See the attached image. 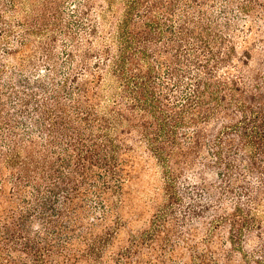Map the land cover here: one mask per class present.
Wrapping results in <instances>:
<instances>
[{
    "label": "trees",
    "instance_id": "1",
    "mask_svg": "<svg viewBox=\"0 0 264 264\" xmlns=\"http://www.w3.org/2000/svg\"><path fill=\"white\" fill-rule=\"evenodd\" d=\"M0 264H264V0H0Z\"/></svg>",
    "mask_w": 264,
    "mask_h": 264
},
{
    "label": "rangeland",
    "instance_id": "2",
    "mask_svg": "<svg viewBox=\"0 0 264 264\" xmlns=\"http://www.w3.org/2000/svg\"><path fill=\"white\" fill-rule=\"evenodd\" d=\"M144 175H145V174H144ZM152 175L156 178L155 173H153V172H149L148 174H146V175L144 176V179H151V178H152Z\"/></svg>",
    "mask_w": 264,
    "mask_h": 264
}]
</instances>
